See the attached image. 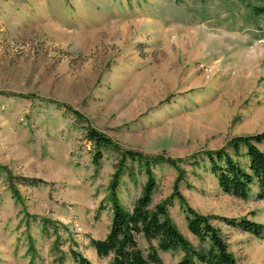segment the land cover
<instances>
[{"label":"rangeland","instance_id":"obj_1","mask_svg":"<svg viewBox=\"0 0 264 264\" xmlns=\"http://www.w3.org/2000/svg\"><path fill=\"white\" fill-rule=\"evenodd\" d=\"M261 6L0 0V264H77L71 249L108 264L90 238L107 233L109 183L117 174V197L129 210L146 175L137 161L121 166L110 149L93 163L86 128L122 149L173 161L153 166L151 205L166 201L194 247L184 206L208 219L237 263L264 264V234L222 219L264 224L256 184L246 197L223 192L203 154L264 130V14L254 11ZM137 239L146 252L148 242ZM158 254L175 264L183 251Z\"/></svg>","mask_w":264,"mask_h":264},{"label":"trees","instance_id":"obj_2","mask_svg":"<svg viewBox=\"0 0 264 264\" xmlns=\"http://www.w3.org/2000/svg\"><path fill=\"white\" fill-rule=\"evenodd\" d=\"M254 11L264 14V6L255 7ZM84 137L95 153L93 163L98 165L102 151L110 149L120 156L121 166L125 160L137 161L142 164L146 175L140 196L128 210L122 206L117 197L118 175L114 174L108 187L112 215L107 233L103 238H90V245L98 257H109L108 264H163L158 250L180 249L183 251V256L175 264H239L228 250L227 243L205 216L184 206L187 230L199 242L198 247H194L169 218L166 201L151 205V195L156 187L152 168L164 162L176 167L173 161L162 156H148L137 151L122 149L111 137L93 128H86ZM262 144L264 145V130L233 137L225 147L203 153L207 158L211 174L216 178L223 192L246 197L251 184H256L257 197L264 199V151L259 147ZM240 157L245 158L244 163L239 162ZM17 179L18 182L30 185L41 182L39 178L19 176ZM222 219L226 224L256 236L264 234V224L259 222L246 218ZM48 223L43 225L46 226ZM139 235L148 242L146 252L139 246L137 239ZM151 241L156 242V247ZM69 253L75 263L91 264L78 250L71 249Z\"/></svg>","mask_w":264,"mask_h":264}]
</instances>
